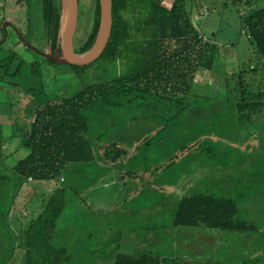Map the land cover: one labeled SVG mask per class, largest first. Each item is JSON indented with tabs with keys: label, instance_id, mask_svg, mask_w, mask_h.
I'll return each instance as SVG.
<instances>
[{
	"label": "trees",
	"instance_id": "obj_1",
	"mask_svg": "<svg viewBox=\"0 0 264 264\" xmlns=\"http://www.w3.org/2000/svg\"><path fill=\"white\" fill-rule=\"evenodd\" d=\"M40 1L45 51L52 52L56 46L59 3L58 0ZM244 2L247 11L242 15L240 32L247 35L258 60H263V67L264 3ZM98 16V0H94L91 27L74 48L76 51H84L92 43ZM111 16L110 34L100 54L84 64H69L79 80L78 90L63 95L56 91L43 93L30 86L27 93L32 96L27 109L22 116L15 114L16 119L18 116L23 120L16 133L28 153L10 167L12 173L22 181L52 179L56 185L42 199L41 209L21 226L19 234L6 220V211L0 208V264H5L16 246L24 249L21 264H187L174 255V251L161 255L150 248L156 247V240L146 233L160 226L158 221L146 219L154 206L153 196L146 194L156 185L155 175L156 180L161 181L159 187L172 188L169 193L158 190L154 199L164 205H156L160 207L152 213H156V220L162 217L161 213L170 218L171 226L176 228V245H180L181 254L210 255L223 251L227 246L226 232L248 234L260 230L264 233L256 220L239 214L235 193L246 179L248 169L241 168L246 162L230 157L240 140L264 135V122L260 123L264 119V89L252 85L258 81L255 67L250 65L249 69L223 74L226 91L223 99L231 103L235 114L219 100L213 102L211 107L218 110L217 114L211 124L204 127L201 121L194 119L212 104V98L188 93L196 70L215 66L219 46L193 21L186 0H171L169 6L164 0H112ZM25 46L32 47L29 43ZM7 49L0 44V79L6 76L10 84H15L22 60L15 51ZM41 59L57 64L44 55ZM92 64L97 68L116 64L118 70L105 78L82 83L80 77ZM29 66L31 75L40 74L38 59H32ZM261 75L264 79V72ZM149 98L162 99L164 108L181 115L190 135V141L180 140L177 144L167 140L171 136L164 134V139L160 136L158 140L166 142L163 147L167 157L158 166L127 156L128 152H138V149L151 153L156 129L149 133L150 137L146 135L137 140L131 150L117 146L114 138L102 140L104 132L97 133L96 129L109 116L111 127L123 126L138 113L152 117L150 111L138 110ZM106 110L111 111L109 116ZM213 122H217L222 131H233L237 141L227 139L222 143L214 137L212 144H208L201 133L209 132ZM163 126L167 129L168 124ZM188 132L179 134L184 136ZM213 151V158H207L206 154ZM123 156L127 158L125 169L110 177V169L116 166L114 160ZM259 156L252 154L247 164L252 162L264 167V156L258 159ZM9 181V174L0 172V206L4 205ZM115 181L120 182L119 187ZM121 183L130 185L126 184L128 188H125ZM137 186H149L141 188L146 195L144 200L140 202L141 197L126 200L125 195L133 193ZM28 197L32 195L23 198ZM25 202V199L19 201L21 207ZM105 202L111 207L105 206ZM142 207L148 211L139 213ZM129 230L135 235L131 236ZM197 233L211 240L205 242L196 238V243L189 246L181 243L185 242L186 235L192 237ZM174 240L169 239V243ZM229 253L234 255L236 251ZM245 260L238 264H245ZM212 263L220 264V261L206 258L201 264Z\"/></svg>",
	"mask_w": 264,
	"mask_h": 264
},
{
	"label": "rangeland",
	"instance_id": "obj_2",
	"mask_svg": "<svg viewBox=\"0 0 264 264\" xmlns=\"http://www.w3.org/2000/svg\"><path fill=\"white\" fill-rule=\"evenodd\" d=\"M263 3L264 0H255V4L257 5H261ZM77 6V22L73 34V46L75 49L77 48L76 46L84 40L91 27L94 0H77ZM193 6V21L200 27L205 36L212 38V40L218 44L219 54H217L224 58L223 64L221 59L218 60L215 66H213V69L206 71L207 73H205L204 76L200 75L201 77H196L194 82L191 84L193 90L190 91L192 92H203L207 94L214 93L210 96L212 98V104L206 109H202L200 116H196L194 119L195 121H201L204 127H208L213 119H215L214 117L218 111L217 109L214 110L211 107L214 104L213 102L218 101L217 93L221 94V96H225L226 94L223 73L226 71L225 74L227 73L229 75L230 73H237L242 69H249L250 65H253L258 61L259 56L253 48V45H251L247 35L240 32L241 18L247 11V6L244 0H196V3H194ZM8 21L16 27L18 32L21 33L22 31L24 34L22 35L21 33L19 35L15 28L8 24L6 26L7 36L3 39L4 42L2 41L3 43H0L3 48H8L7 51L9 49L15 51L22 60L20 72L15 77V84H10L9 78L6 76H2L4 78L0 79V123L2 125L10 123L9 120L12 122L13 118H15V114L17 115L18 113H21L22 116V112H25L27 109V103L31 100L30 97L32 96V93L30 96V94L27 93L28 89L26 88L33 86L37 90L40 89L43 91V93L56 91L59 94L69 95L73 93V89L75 87L72 80L70 81L71 77L74 79V75L72 74H74L75 71L69 63H49L42 60V54L38 51H34L32 47H23V44H27L26 42H28L31 46H34L36 43L40 46L42 43L39 40L40 37L43 36V30L41 28L40 0H0V40L3 38V24ZM21 36L24 37V39ZM39 46L37 47L42 49L44 52L45 46L43 48ZM32 59H38L40 63L43 62L41 70L44 76H41L40 74H30L29 63ZM16 60H18V58H16ZM117 67L118 66L114 64L97 68L96 65L92 64L91 67L87 69L84 76L80 77L81 82L86 83L84 81H95L96 79L107 77L108 74L113 75L117 72ZM199 70L202 72L204 69L199 68ZM255 70L257 69L255 68ZM248 73H250L249 70ZM248 73H245L246 77L248 76ZM261 73L262 72L257 73L258 79L262 77ZM68 74H70V76L67 77ZM46 75H50L53 78L46 77ZM253 77H255V75ZM252 85H254V87L258 86L264 89V79H260L256 81V83H252ZM11 95L12 98L16 99L11 101L13 102V105H10L11 102L9 103L8 99ZM145 101L146 102L142 105L141 109L138 110L144 113L149 111L151 114L153 113L156 124L152 118H150V120L147 117H142V113H138L135 114L137 119L135 117L128 118L125 122L126 125H123L121 128H114L108 134H105L104 137L102 136V140L104 139L105 141H109L113 138L118 140L116 137H122L123 132L126 131H128L130 135L134 136L138 133H142L141 130L145 128L156 129V142L151 144V153L146 150L141 151L140 149H138V152L134 151V153H127V156H135V160L156 165L157 162L160 163L167 157L165 147H163L166 142H161V139L158 140L160 136H162L163 139L166 138V136H163L164 134L169 137L171 136L174 139L167 137V140L169 139L171 140V143L177 144L180 140L185 141L187 139L190 141V135L188 130V133L184 136L179 134L181 132H185L181 130V127L185 128V124H183L184 122L182 121L184 118L181 115H174L173 111L164 108V103H162L164 101L162 99L157 101L156 99L149 98ZM96 109L98 110V107ZM105 114H108L109 116L111 111L106 110ZM219 114L220 113H218V115ZM110 117L111 116H109L108 119H111ZM223 117L224 114H222L220 118L223 119ZM187 119L188 117L185 118V120ZM136 120L138 121L134 123ZM91 121L92 120H90V122ZM132 123L136 124V127H129V124ZM164 123L168 124L167 129L164 128ZM4 130H6V126H4L1 130L3 133L0 134L1 140L4 137ZM158 130L159 133L157 132ZM258 131H260L259 127ZM201 134L206 137L205 140L208 144H212L211 141H213L214 137L220 139L222 143H226L227 139L232 142L237 141L233 131L226 134L224 130L222 131L220 129V126H217V122H213V126L209 132ZM144 135L150 137L147 132L142 134V136ZM220 136L222 138H220ZM260 136L262 138H259V136L256 135V137L253 136L251 139L245 138L242 142L240 140L236 143V146L239 147H235L236 149L233 150L232 156L230 157L231 159L236 158L240 159L241 162H246V164L241 165V168H243V170L248 169L246 172L248 174L246 179L244 178V181L241 182L239 191H236L235 193L239 214L243 217L256 220L258 226L260 228H264V221L262 222V218H264V167L252 164V162L247 164L248 159H252L253 157H251V155L254 153L260 155L258 159H261V155L264 156V135L260 134ZM247 140L251 141L247 143ZM212 155L214 156V151L208 152V155L206 154L207 158H213ZM1 160L10 165L8 163V158L6 159L5 156H2ZM119 167L124 170L126 165L120 164ZM5 168L7 167L0 162V172L6 173L7 171ZM115 173V169H110V177L111 175L114 176ZM41 181L42 180H30L22 182L21 179L17 178V182L22 183L18 186V188L16 187L12 189L13 192L8 196L10 202L11 200H15L12 201L8 207L5 205V218L17 234H19L21 226L23 227L28 220L34 217L36 212L41 209L42 198H46L52 192L54 184H46ZM115 182L116 186L119 187L120 182ZM229 190L232 191L231 189ZM25 195H32V197L23 198ZM23 199H25L26 202L24 206L21 207L19 201ZM156 205L164 204L160 203L156 199ZM19 213L20 215H18ZM21 214L26 215L23 216ZM151 214L152 213H147V216ZM161 215H163V213H161ZM18 216H20V219ZM258 217H260V219H257ZM170 227L172 226L169 222L156 227V247L150 246L151 249H156V253L165 255L168 252L174 251L173 254L175 255L182 252L180 245H176V240L169 243V239L171 240L169 235L172 231ZM153 233V231L147 232L148 235H152ZM246 233H233L232 231L226 232L225 244L227 246L225 250L209 253L210 255H203L201 257L188 258L183 256L181 259L187 260V263L189 264H199L200 262H203L205 258L219 260L220 264H238V262L243 259H246L245 264H264V233L260 230L248 234ZM194 238H200L205 242L211 240V237L200 236L198 234L194 235ZM192 242L196 243L195 240ZM189 244L190 243H187L188 246ZM227 251H236V253L231 255ZM23 253L24 249L22 247H14V251L9 258L10 260L8 259L5 264H21ZM224 253L226 254L224 255Z\"/></svg>",
	"mask_w": 264,
	"mask_h": 264
},
{
	"label": "crops",
	"instance_id": "obj_3",
	"mask_svg": "<svg viewBox=\"0 0 264 264\" xmlns=\"http://www.w3.org/2000/svg\"><path fill=\"white\" fill-rule=\"evenodd\" d=\"M170 2H171V0H164V4L166 5V6H169L170 5ZM194 3H196V0H186V7L189 9V12H190V14H191V16L194 18V14H192L193 13V4ZM189 4H190V6H189ZM189 6V7H188ZM196 6V5H195ZM27 32V31H26ZM21 33H22V35L24 34V32H22L21 31ZM26 35V34H25ZM40 42H42L41 44H40V46L43 48L44 46H46V41H45V39H44V37H40ZM34 46H39V44L37 45V43L34 45ZM39 46V47H40ZM23 47L24 48H27L26 46H25V44H23ZM23 48V49H24ZM23 51V50H22ZM217 53L219 54V50L217 51ZM217 54V58H216V61H218V60H222V64H223V60H224V58L223 57H221V56H219ZM263 60L261 59L260 61L258 60L256 63H254L253 65H251L252 67H255L257 70H255V73H257V72H264V66L262 67V65H263ZM43 64V62H41L40 63V75L41 76H44V74L42 73V70H41V65ZM214 67H212V68H210V69H204L202 72H200V70L198 69L196 72H195V75H194V77H193V79H192V81H191V84H192V82H194V80L196 79V77H201L200 75H205V73H207L206 71H209V70H211V69H213ZM226 72V71H225ZM225 72L223 73V74H225ZM72 75H74V79H72L73 77H71L70 78V81L72 80V83H73V85H75V87H74V91L73 92H75L76 90H78V88H79V86H80V83L78 82L79 80L77 79V77L75 76V74H72ZM68 76H70V74H68L67 75V77ZM257 76V75H256ZM46 77H51V78H53L52 76H50V75H46ZM257 79H258V76L256 77ZM69 79V78H68ZM260 79H263V76L260 78ZM260 79H258V80H260ZM199 80V79H198ZM0 82H1V80H0ZM198 84H199V82H198ZM199 88V87H198ZM27 89V88H26ZM190 90H193V87L192 86H190ZM193 93H195V94H199V95H202V96H207V97H210V96H212V94H214V93H209V94H207V93H203V92H192V91H189V93L188 94H193ZM72 94V93H71ZM70 95V94H69ZM217 95H218V100L220 101V104L224 107V108H226V109H233V108H231L232 106H231V103H229L227 100H224L223 99V97L224 96H221V94H219V93H217ZM9 103L11 102V101H13V99L14 98H12V95L11 96H9ZM14 100H16V99H14ZM15 102V101H14ZM13 105V102H11L10 103V105ZM262 112H264V109H262ZM233 113L235 114V110L233 109ZM10 116H11V114H10ZM12 117V116H11ZM143 117V116H142ZM144 117H147V116H144ZM148 119H150V118H152L153 120H154V122H155V124H156V121H155V117H154V115H152V117H147ZM151 120V119H150ZM105 122L103 123V125L101 124H99V126H97L96 127V129H97V132H104V134H108L111 130H113L114 128H121L122 127V125L121 126H110L109 125V123H110V119H108V118H106L105 120H104ZM138 120H136L134 123H136ZM9 122L10 123H12V124H10V123H7L6 125H2L1 123H0V131L2 130V128L4 127V126H6V130H4V137L2 138V140L0 141V162L1 163H3L7 168H5L6 169V171H7V173L9 174V176H10V181H9V186H8V188H9V190H8V193L6 194V196H4V201H3V204L4 205H2V206H0V208L3 210V211H6V207H5V205L8 207L9 206V204L12 202V201H14V200H11V202H10V200H9V195L13 192L12 191V189H14V188H18V186L22 183V182H25V181H30V180H32V179H30V178H27V179H25V180H23L22 182H20V183H18L17 182V178H16V176H14V174L12 173V171H11V169H10V167L13 165V164H15V162L17 161V160H19L20 158H22V157H24L27 153H28V149L26 148V147H24L23 145H22V143H21V140H20V137L18 136V134L16 133L19 129H20V127H21V125L23 124L22 122H23V120H21L20 121V118L17 116V119L15 118L14 120H12V122H11V120H9ZM262 122H264V119L263 120H261L260 121V123H262ZM134 123H132V124H129V127H136V124H134ZM124 125H126V124H124ZM155 126V125H154ZM153 126V127H154ZM181 130H183V131H185V132H187V129L186 128H181ZM126 131V130H125ZM141 132L142 133H138V134H136V135H134V136H132V135H130L129 134V132L128 131H126V132H123V135H122V137H116L118 140H115L116 142H117V146H119V147H125V148H127L128 150H131V148H135V144L138 142L137 140H139V139H141V138H144V137H146V135H144V136H142V134H145V132H147V133H151V132H155V130L154 129H152V128H145V129H142L141 130ZM228 132H230V131H227L226 132V134L228 133ZM0 133H2V131L0 132ZM3 134V133H2ZM115 139V138H114ZM111 140V139H110ZM97 145V143H95V146ZM2 156H5L6 157V159L8 158V163L10 164V165H8L7 163H4L2 160H1V158H2ZM95 160L97 159V158H94ZM93 159V160H94ZM126 157L125 156H123V157H121L120 159H118V160H114V162L116 163V168H115V170H117L116 172H119V171H122V169L119 167L120 166V164L122 165V164H125V162H126ZM121 161H123V163L121 162ZM162 162V161H161ZM118 164V165H117ZM158 164H159V162H157L156 163V165L158 166ZM114 168H112V169H114ZM127 170V169H126ZM171 172L173 171V170H170ZM170 171H168L166 174H165V176L166 175H168L169 174V172ZM76 172V171H75ZM74 172V173H75ZM121 173V172H120ZM122 174V173H121ZM153 179H154V181H156V185L155 184H153V186H152V189H151V191H150V193H147L146 195H148V194H151V196H153L152 197V203H153V207L150 209L151 210V213H152V211H154V212H156V208H158V207H160V206H158V207H156V200L154 199L155 197V195H156V193L157 192H160V191H158V190H166L168 193H169V188H172V186H164V187H159L158 185H160L158 182L160 181H158V180H156V175L153 177ZM123 180V179H122ZM33 181V180H32ZM40 182V181H39ZM41 182H43V183H46V184H48V183H52V184H54V187H53V189H52V191L54 190V188H55V181L54 180H52V179H44V180H42ZM161 182V181H160ZM132 183V182H131ZM125 184V185H124ZM130 185V184H128V183H121V187H125V188H128L127 187V185ZM181 185H183V184H181ZM184 186V185H183ZM149 187V186H148ZM148 187H138L137 186V189L136 190H134V192L133 193H127V195H125V198H126V200H127V198H131V199H133V200H135L134 198H138V197H141L140 199L141 200H139L140 202H142L143 200H144V197L146 196L144 193H142L141 192V188H145V189H147ZM182 187V186H181ZM132 188H134V187H132ZM174 189V188H173ZM88 192V191H87ZM86 192V193H87ZM126 192H128V190H126ZM84 193H85V191H84ZM153 194V195H152ZM149 198V197H148ZM43 199V198H42ZM129 203V202H128ZM131 204L129 203V206H130ZM105 206H110V205H108V203L107 202H105ZM5 207V209H3ZM111 207V206H110ZM128 209H129V211H131V209L128 207ZM145 210H147V208H145V207H142L141 208V210L139 211V213H145ZM164 210V208L162 207V211ZM148 211V210H147ZM169 217H167V216H165L164 214L162 215V217L159 219V220H156V213H152L151 215H146V219H148V220H155V221H158L159 222V225H163V224H165V223H167V222H169L170 223V218L168 219ZM170 229L172 230L171 231V234L169 235V237L173 240L174 238H175V240H177V235H176V228L175 227H170ZM198 230V229H197ZM148 231H153L154 233L152 234V235H148L147 233H146V235L149 237V238H152V240H153V238H154V240H156V230L155 229H150V230H148ZM147 231V232H148ZM129 232H130V230H129ZM132 233V234H131ZM131 236H134L135 235V232L134 231H131L130 233H129ZM198 235H200V236H203V235H201L200 233H197ZM154 235H155V237H154ZM173 235H174V238H173ZM194 235H196V234H193L192 235V237L191 236H188V235H186L185 236V242H181V243H184L185 245H187V243H192V241L193 240H196V238H194ZM152 236V237H151ZM186 237H188V238H186ZM191 238V239H190ZM200 239V238H199ZM201 240V239H200ZM181 241V240H180ZM179 258H181V257H188V258H194V257H201V256H203V255H208V254H176ZM206 259V258H205ZM204 259V260H205ZM203 260V261H204ZM185 261H187V260H185ZM202 263V262H201ZM201 263H199V264H201ZM187 264H189V263H187Z\"/></svg>",
	"mask_w": 264,
	"mask_h": 264
},
{
	"label": "water",
	"instance_id": "obj_4",
	"mask_svg": "<svg viewBox=\"0 0 264 264\" xmlns=\"http://www.w3.org/2000/svg\"><path fill=\"white\" fill-rule=\"evenodd\" d=\"M59 16L56 34V46L52 52H39L57 63L84 64L96 58L104 48L110 34L112 16V0H98L99 16L94 39L84 51H76L73 46V34L77 22V0H59ZM10 21L3 24V38L7 35L5 29ZM16 29L15 26H13ZM20 35V34H19ZM22 37V36H21ZM24 39V37H22ZM28 44V42H26Z\"/></svg>",
	"mask_w": 264,
	"mask_h": 264
},
{
	"label": "flooded vegetation",
	"instance_id": "obj_5",
	"mask_svg": "<svg viewBox=\"0 0 264 264\" xmlns=\"http://www.w3.org/2000/svg\"><path fill=\"white\" fill-rule=\"evenodd\" d=\"M7 25H8V24H7ZM7 25H6V26H7ZM10 26L13 27V25H10ZM5 29H7V27H5ZM6 31H7V30H6ZM16 31H17V30H16ZM17 33H18V34H21V33L18 32V31H17ZM6 36H7V35H6ZM32 48L34 49V51H36V52L38 51V52H39L38 49H40V48H38V47H36V46H32ZM44 49L46 50V46L44 47ZM40 50L42 51V49H40ZM45 50H44V51H45ZM46 52H47V51H46Z\"/></svg>",
	"mask_w": 264,
	"mask_h": 264
}]
</instances>
